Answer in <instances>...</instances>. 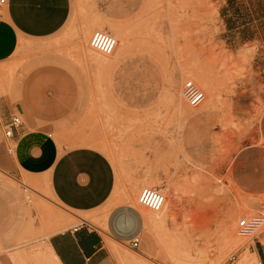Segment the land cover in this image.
I'll return each mask as SVG.
<instances>
[{"label": "rangeland", "instance_id": "obj_1", "mask_svg": "<svg viewBox=\"0 0 264 264\" xmlns=\"http://www.w3.org/2000/svg\"><path fill=\"white\" fill-rule=\"evenodd\" d=\"M95 32L120 39V49L95 51ZM33 56L67 70L77 87L76 109L50 132L60 150L92 147L110 159L115 192L148 216L161 264H259L249 250L264 226L241 237L238 224L264 214V0H72L61 33L25 43L7 63L13 93ZM187 81L205 93L196 108L182 96ZM0 144V254L52 264L43 242L80 221L46 176L16 178L15 165L2 163L15 145L5 134ZM144 188L180 201L153 212L138 203ZM119 248L130 264H155Z\"/></svg>", "mask_w": 264, "mask_h": 264}, {"label": "crops", "instance_id": "obj_2", "mask_svg": "<svg viewBox=\"0 0 264 264\" xmlns=\"http://www.w3.org/2000/svg\"><path fill=\"white\" fill-rule=\"evenodd\" d=\"M71 12L72 0H0V135L14 117L21 119L13 136L5 137L15 146L9 160L2 163L15 165L18 179L46 176L54 199L80 221L43 242L44 257L52 264H130L125 258L131 254L119 246L130 247L134 240L139 245L130 249L139 258L161 264L164 255L146 235L148 216L133 202L120 201L115 192L117 174L110 159L92 147H64L61 151L50 133L76 109L78 91L73 76L64 69L36 65L33 56L20 69L24 77L16 92L12 91L13 67L7 63L25 43L61 33ZM81 216L95 219L102 227H92ZM262 240L264 233L249 250L259 264H264ZM108 243L117 250H111ZM244 251L238 254V261ZM11 259L0 254V264H12Z\"/></svg>", "mask_w": 264, "mask_h": 264}, {"label": "built area", "instance_id": "obj_3", "mask_svg": "<svg viewBox=\"0 0 264 264\" xmlns=\"http://www.w3.org/2000/svg\"><path fill=\"white\" fill-rule=\"evenodd\" d=\"M4 2V0H2ZM91 47L105 55L113 53L116 47V40L106 32H95L91 39ZM183 96L187 103L196 108L205 100V93L193 81H187L183 87ZM21 125V119L14 117L11 124L5 128V137L10 139L13 136V129ZM8 153H14V147L8 148ZM140 206L153 212L162 210L165 204V195L158 189L144 188L138 198ZM264 226V214L244 218L239 221L238 233L241 237H250ZM139 245L138 240L131 242V249H136Z\"/></svg>", "mask_w": 264, "mask_h": 264}, {"label": "bare ground", "instance_id": "obj_4", "mask_svg": "<svg viewBox=\"0 0 264 264\" xmlns=\"http://www.w3.org/2000/svg\"><path fill=\"white\" fill-rule=\"evenodd\" d=\"M111 35V34H110ZM112 36V35H111ZM123 36V35H122ZM126 41H129V39L131 38V36L130 35H125L124 37H123ZM116 40V47H115V49H114V51H113V53L114 52H116V51H118L119 49H120V47H121V41H120V39H115ZM124 42L122 41V44H123ZM126 44V43H125ZM131 44H132V41H131ZM122 46H124V45H122ZM130 47V46H129ZM96 51V50H95ZM98 52V51H97ZM121 52V51H120ZM100 53V52H99ZM113 53H111V54H113ZM102 54V53H101ZM110 54V55H111ZM103 55H105V54H103ZM105 56H109V55H105ZM206 78V77H205ZM208 80V79H207ZM209 81V80H208ZM207 82V81H206ZM203 86V85H202ZM181 95H182V93H181ZM183 96V95H182ZM184 98V97H183ZM204 102V101H203ZM202 102V103H203ZM201 103V104H202ZM198 107V106H197ZM100 138V137H99ZM178 201H180L179 199H178V194L177 193H175L172 197H169V196H167V197H165V204H164V206H163V208L164 207H168L169 205H172V206H177L178 205ZM162 208V209H163ZM161 211V210H160ZM159 211V212H160ZM152 226V225H151ZM227 237V236H226ZM230 237V236H229ZM232 238V237H231Z\"/></svg>", "mask_w": 264, "mask_h": 264}]
</instances>
